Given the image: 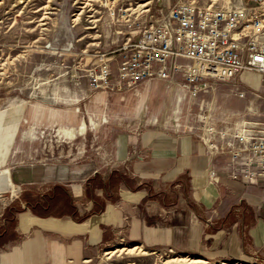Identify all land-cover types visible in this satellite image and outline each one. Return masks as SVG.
Masks as SVG:
<instances>
[{"label":"rangeland","instance_id":"rangeland-1","mask_svg":"<svg viewBox=\"0 0 264 264\" xmlns=\"http://www.w3.org/2000/svg\"><path fill=\"white\" fill-rule=\"evenodd\" d=\"M178 1L0 0V256L12 250L15 236L12 205H17L12 198H18L20 188L42 192L51 185L46 181L16 187L12 185L15 170L32 168L39 173L45 165L64 178L63 183L77 184L94 158L111 153L119 136L130 145L149 139L146 136L154 130L199 140L209 136L215 151L225 144V153L214 155L226 161L239 145V135L264 136V86L245 83L241 78L247 74L193 84L183 83L180 76L174 82H118L117 67L132 44ZM194 1L227 6L238 0ZM103 62L108 63L111 86L94 88L91 77L99 74ZM175 90L182 94L177 120L170 112L167 119L168 100ZM56 113L67 116L62 118L64 126H75L84 117L85 132L73 138L60 134L61 124L48 120ZM24 235H31V230ZM137 245L118 239L70 264H264L263 255L206 259L169 245L116 250ZM110 250L116 251L106 253Z\"/></svg>","mask_w":264,"mask_h":264},{"label":"crops","instance_id":"crops-1","mask_svg":"<svg viewBox=\"0 0 264 264\" xmlns=\"http://www.w3.org/2000/svg\"><path fill=\"white\" fill-rule=\"evenodd\" d=\"M243 80L258 85L252 76ZM176 93L182 99L175 90L169 109ZM62 118L67 116L56 113L48 120L65 125ZM81 119L86 122L81 117L77 124ZM89 122L93 123L91 114ZM146 137L130 145L119 136L111 153L94 158L77 184L63 183L64 178L45 165L39 173L32 168L15 170L16 187L46 181L51 185L42 192L20 188L18 198H12L17 205H12L17 208L12 215L15 236L0 264L76 263L118 239L146 248L169 245L206 259L264 256V185L231 180L223 169L226 158L209 154L192 135L154 130ZM211 169L216 170L217 182L211 181ZM56 186L66 192L71 208H58L57 202L49 208H30L21 198L22 193L43 198Z\"/></svg>","mask_w":264,"mask_h":264},{"label":"built area","instance_id":"built-area-1","mask_svg":"<svg viewBox=\"0 0 264 264\" xmlns=\"http://www.w3.org/2000/svg\"><path fill=\"white\" fill-rule=\"evenodd\" d=\"M109 73L103 62L99 74L91 77L93 87H110ZM243 74L264 86V0H238L227 6L176 2L142 31L119 62L116 76L122 84L135 85L151 79L174 82L177 76L189 84L225 81ZM243 81L253 86V81ZM238 137L224 172L235 182L264 185V136ZM200 140L209 154L225 153V144L215 151L211 137ZM215 173L209 170L212 182H217Z\"/></svg>","mask_w":264,"mask_h":264},{"label":"bare ground","instance_id":"bare-ground-1","mask_svg":"<svg viewBox=\"0 0 264 264\" xmlns=\"http://www.w3.org/2000/svg\"><path fill=\"white\" fill-rule=\"evenodd\" d=\"M180 100H181V95L176 93L175 96H174V100H173L174 107L172 109L170 108L169 111L167 112V119L169 118L170 113L175 116V119H177V115L176 114L178 113V109H179L178 106H179V101ZM176 107H177V110H176ZM86 125H87L86 122L81 119L80 123L75 125V126L58 125V127H59V130L62 131V132H60V134L65 135V136L70 137V138H73V137H75L76 134L83 133L84 130L86 129V127H87ZM31 127H33V126H31ZM239 132H242V131L240 130ZM137 248L141 249L140 246H135V247H130V248L122 247V248H118L116 250L117 251H121V250L124 249V250L130 252V251H132L134 249H137ZM116 250L106 251V253L112 254ZM142 250L143 251H141V252H146L144 249H142ZM182 258H183V260L188 261V262H194V263H200V262L201 263H205L206 262L205 260L199 259V258H187V257H182ZM223 264H228V263H223Z\"/></svg>","mask_w":264,"mask_h":264},{"label":"trees","instance_id":"trees-1","mask_svg":"<svg viewBox=\"0 0 264 264\" xmlns=\"http://www.w3.org/2000/svg\"><path fill=\"white\" fill-rule=\"evenodd\" d=\"M89 182L90 180H87L86 182L87 185H89ZM54 195H57V196H54ZM21 198L24 201H26L27 205H29L30 208H41V207L49 208L52 204H55L56 202L59 204L58 208H64V210L72 207L70 204V200L67 197L66 192L60 186H56L52 194H48L43 198L32 197L25 193L21 194ZM12 215H13V210H12Z\"/></svg>","mask_w":264,"mask_h":264}]
</instances>
